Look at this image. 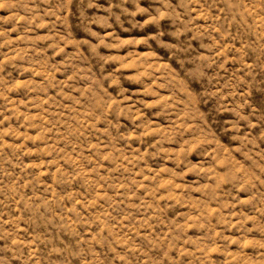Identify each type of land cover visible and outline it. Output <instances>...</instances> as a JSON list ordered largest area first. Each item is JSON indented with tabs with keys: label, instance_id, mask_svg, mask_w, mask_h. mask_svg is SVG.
<instances>
[{
	"label": "rangeland",
	"instance_id": "rangeland-1",
	"mask_svg": "<svg viewBox=\"0 0 264 264\" xmlns=\"http://www.w3.org/2000/svg\"><path fill=\"white\" fill-rule=\"evenodd\" d=\"M8 2L0 0L7 244L34 253L32 264H64L57 257L70 242L87 256L79 264H264V120L249 116L255 127L241 120L236 131L232 111L246 99L242 115L264 113V72L247 73L254 50L264 47V4L20 0L9 11ZM159 31L163 44L141 42ZM180 41H191V57L177 59L167 47ZM196 56L214 61L206 71L216 80L193 94L177 72L182 59ZM111 57L129 59L105 65V78L119 68L135 76L137 65H147L142 70L155 78H142L152 94L130 80L101 82L100 58ZM209 92L215 95L202 100ZM164 97L167 107L146 106ZM114 109L125 113L120 135L150 134L117 140L109 127Z\"/></svg>",
	"mask_w": 264,
	"mask_h": 264
},
{
	"label": "clouds",
	"instance_id": "clouds-1",
	"mask_svg": "<svg viewBox=\"0 0 264 264\" xmlns=\"http://www.w3.org/2000/svg\"><path fill=\"white\" fill-rule=\"evenodd\" d=\"M43 2H48V0H43ZM70 2V0H69ZM163 3H165V6L168 8H172L171 4L169 3V0H162ZM242 2V0H241ZM253 3H259V4H264V0H252ZM20 3V0H9L8 3L5 4V8L9 11H12L15 9L16 5ZM185 5V0H180V3L177 5L178 7H184ZM168 13H166L167 15ZM172 15L175 16L174 10L172 12ZM118 19V18H117ZM160 19L159 16L154 17V21H157ZM175 19L179 20V16H175ZM3 33H0V35H2ZM181 33L177 32L175 33V35L177 36V39L179 40V36ZM165 35L164 31H159L157 33L156 36H151L146 38V40L141 41L142 43H146L148 42V40L151 41H157L159 40V42L161 44H163V37ZM80 43H87V41H81ZM103 43V41H102ZM95 47H100V45H96ZM167 47L169 49L175 48L176 51L173 52V56H175L177 59H179L180 57L177 55V53H186L189 57L192 56V49H191V41L185 43L183 41L179 42V46L177 45H167ZM254 54H255V62L251 65L247 66V73L248 75H253L255 70H259L261 72H264V47H260L258 50H254ZM97 57H99V54H96ZM129 58L128 57H124V58H120V57H111V58H100V63H99V68H100V76L102 78L101 82L103 81V79H109L112 81L117 82V85L119 86V82L121 80H130L133 83H139V84H145V81L142 77L146 76V75H152L153 78L154 77V71L153 73H148L146 71H143L142 69L146 68L147 65H137V74L135 76H125L123 69L119 68L116 69L114 71H112V73L110 74L109 77L105 78L104 77V71H105V65H107L109 62H116L119 63L121 65H123ZM207 58L203 57V56H196L193 57L191 59H182L181 60V65L180 68L177 72V75H182L183 79L187 82V84L189 86H191L192 88V93L196 94L198 92V88L199 87H204L205 89L210 88L213 86V82L216 80V77H211L208 78L207 76V69H211L212 68V64L214 63L213 60H208L206 63L204 62ZM193 65H197V67H192ZM214 70V69H213ZM90 71V69H89ZM236 87L240 88L242 87V83L240 81H236ZM244 83H247V81L245 80ZM156 87L158 88L159 85H156ZM226 87H228L231 90V83H229L228 85H226ZM250 87V85H249ZM152 89V85H148L145 84V94L149 95L152 94L151 92ZM126 91V89H122L121 90V94H123V92ZM185 92L187 93V89H185ZM158 95V93H156ZM234 96L236 95L235 92L232 93ZM212 95H215L214 93L209 92L206 96H202L201 99H208L209 97H211ZM248 93H245V96H247ZM170 99V97H164L162 99H159L157 101H155L153 104H147L146 106L148 107H155L157 104H160L163 107H167V100ZM146 103V102H144ZM223 107V105H222ZM250 107V105H248L247 100L245 99L242 103H240L239 105L235 106L232 111L236 112L237 116H238V120L236 121L235 124V130L238 131L239 130V123L241 120H246L248 121L249 125L252 127H255V125H253L251 123V120L249 119V116H256L257 119H261L264 120V113H261L259 115H257L255 109H253L252 113L246 114V115H242V112H245L246 109ZM130 112V110H128ZM124 112L118 111V110H113V117L116 120V124L112 125L111 123H109V127L112 129L113 134L115 135V138L117 140H123L125 142H128L130 140H132L133 138L138 139L143 141L144 137L146 135H149L150 133L147 132V130L145 129V131H143L142 133L136 134L135 136L131 135V134H125V135H120V124H119V117L121 115H124ZM103 119L105 120V122H109L108 121V116L107 114H102ZM137 116H139V114H137ZM129 119H133L132 116L129 115L128 117ZM191 118V117H189ZM133 122H135L133 120ZM137 127H143V125H137ZM176 132V135L180 138V140H183V131L180 129L174 130ZM191 131H193L194 135H202L203 134V129L199 128L197 125H193V128L191 129ZM196 141H192L190 143H194ZM207 141H201V143H206ZM157 143H161V141H157ZM152 147H156V145H151ZM160 150H158L157 154L159 153ZM167 151V150H164ZM187 151V150H186ZM71 236H75L76 233L74 232H70L68 233ZM13 236V233H9V232H4L2 225H0V240H4L6 242L5 246H0V264H12L13 260H16L18 262V264H32V258L35 255L34 253L28 252L26 253L25 250L20 246V244L17 242L15 244V246H13L12 244H7V241L10 240ZM43 243H45V247H48L49 244H51V241H43ZM56 249L53 248V251H55ZM60 252H61V256L57 257V259H63L64 264H79V260L80 259H87V256L82 254L80 251V246L78 243H69V245L67 246H62L60 248ZM9 253H11V255H9Z\"/></svg>",
	"mask_w": 264,
	"mask_h": 264
}]
</instances>
